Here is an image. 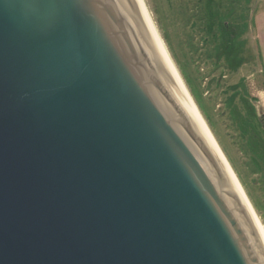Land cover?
Segmentation results:
<instances>
[{
	"label": "water",
	"instance_id": "obj_1",
	"mask_svg": "<svg viewBox=\"0 0 264 264\" xmlns=\"http://www.w3.org/2000/svg\"><path fill=\"white\" fill-rule=\"evenodd\" d=\"M0 264H264L143 0H0Z\"/></svg>",
	"mask_w": 264,
	"mask_h": 264
},
{
	"label": "rangeland",
	"instance_id": "obj_2",
	"mask_svg": "<svg viewBox=\"0 0 264 264\" xmlns=\"http://www.w3.org/2000/svg\"><path fill=\"white\" fill-rule=\"evenodd\" d=\"M143 1L176 70L264 230V171L259 172L252 165L256 150L254 144L248 143L249 138L259 143V138L248 131L244 136L240 134L227 106V98L231 97L235 99L236 111L241 112L243 104L239 98H243L251 114H264V0ZM220 18L231 25H243L245 31L234 42L233 34L222 43H214ZM221 44H231L228 63L223 59L228 49ZM254 120L247 119L244 125L255 126ZM256 134L263 133L257 130Z\"/></svg>",
	"mask_w": 264,
	"mask_h": 264
},
{
	"label": "trees",
	"instance_id": "obj_3",
	"mask_svg": "<svg viewBox=\"0 0 264 264\" xmlns=\"http://www.w3.org/2000/svg\"><path fill=\"white\" fill-rule=\"evenodd\" d=\"M218 21L220 22V24H219V26H216V28H215L216 32L213 35V37H215V39L213 40L214 43L216 40H219L222 43L225 40L224 38L229 37L230 35L232 36L233 34L235 35L233 38V42H234V41H236V38L243 31H245V28L243 25H231L228 22H224L223 18L222 19L220 18ZM225 21H227V20H225ZM230 45L231 44H226V46H224L223 44H221L222 48L225 47L224 48L225 50L228 49V51H225V53L223 54V56H224L223 59L226 58V63L230 62V60H231V54L229 52V46ZM219 48L220 47L218 46V48L216 49L217 54L220 53ZM217 54H216V57H217V61H218V59L220 57H218ZM227 99H228L227 100V106L230 109L229 110L230 115L232 116L236 125H238L239 130H240L239 133L244 136V135H246V131H248L249 134H251V136H255V137L259 138V143H257V141H255L253 138H249L248 143L254 144L253 148H254V150H256V152H254V157L252 158L253 160H251L252 165L255 166L256 170H258L259 172H262V171H264V114L261 115L260 117L256 114H253V113L251 114L248 110L247 105L245 107L244 103H246L247 101L243 98H242V100H241V98H239L240 103L243 104L242 107H240V110H242V111L241 112L236 111L237 108H235L234 104H233V101L235 99H231V97H228ZM247 119H250V120L255 119L254 121H256L257 124H255V126H245L244 121H246ZM257 130L262 131V133H263L262 136L256 134ZM256 143H257V145H256Z\"/></svg>",
	"mask_w": 264,
	"mask_h": 264
},
{
	"label": "bare ground",
	"instance_id": "obj_4",
	"mask_svg": "<svg viewBox=\"0 0 264 264\" xmlns=\"http://www.w3.org/2000/svg\"><path fill=\"white\" fill-rule=\"evenodd\" d=\"M143 2H144V1H143ZM144 5H145V4H144ZM145 8H146V6H145ZM146 11H147V14H148V17H149V20H150L151 26H152V28H153V30H154V32H155V35H156V37H157V40H158V42H159V45H160V47H161V49H162V51H163V53H164V55H165V57H166L168 63L170 64V66H171L172 69L174 70V72H175V74H176V76H177V78H178V80H179V82H180V84H181V86H182V88H183V90H184V93H185V95H186L188 101L190 102V104H191V106H192L194 112L196 113V115H197L198 118L200 119L201 124H202V126H203V128H204V130H205V132H206V135H207L209 141L211 142V144L213 145L214 149L216 150L217 155H218L219 160H220V163H221V165H222L224 171L226 172V174H227V176L229 177V179L231 180V182L235 185V187L238 189L239 193H240L241 196L243 197L245 203L247 204V206H248L249 209L251 210V212H252V214H253V216H254V218H255V220H256V222H257V224H258V226H259V228H260V230H261V232H262V234H263V236H264V230H263V227H262V225H261V223H260V221H259V219H258V217H257V215H256V213H255V211H254V209H253L251 203L249 202V200H248V198H247V196H246V194H245L243 188L241 187V185H240V183H239V181H238L236 175L234 174V172H233V170H232V168H231L229 162L227 161V159H226V157L224 156L222 150L220 149L219 145L217 144V142H216L214 136L212 135V133H211V131L209 130L207 124L205 123L203 117L201 116L199 110L197 109V107H196V105H195V103H194V101H193V99H192L190 93L188 92L187 88L185 87L182 78L180 77L178 71H177L176 68H175V65H174L172 59L170 58V55H169V53H168V51H167V48H166L164 42L162 41V39H161L160 36L158 35V32H157V30H156V28H155V26H154V24H153V22H152V20H151V17H150V15H149V12H148L147 8H146Z\"/></svg>",
	"mask_w": 264,
	"mask_h": 264
}]
</instances>
